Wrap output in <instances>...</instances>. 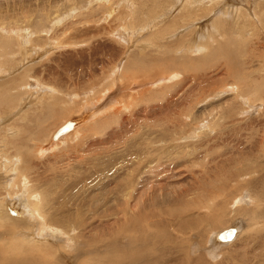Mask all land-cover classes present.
Returning <instances> with one entry per match:
<instances>
[{
  "label": "rangeland",
  "instance_id": "obj_1",
  "mask_svg": "<svg viewBox=\"0 0 264 264\" xmlns=\"http://www.w3.org/2000/svg\"><path fill=\"white\" fill-rule=\"evenodd\" d=\"M94 1L0 0V84L15 83L11 94L0 92V264H264V204L245 220L241 213L254 208L239 194L264 191V0H172V10L159 0L164 5L144 22L131 0ZM236 6L252 20L236 25ZM153 18L166 27L158 39ZM9 25L16 34L5 35ZM167 71L179 75L166 81ZM234 82L245 87L239 98ZM127 83L137 86L123 91ZM254 83L262 93L254 94ZM85 97L105 101L103 113L48 147ZM225 169L249 175L226 182L225 192L211 187L215 197L195 205ZM36 191L41 209L19 204L22 192ZM7 202L21 207L16 218ZM241 217L240 237L218 246L211 230ZM134 235L136 250L122 255L119 245Z\"/></svg>",
  "mask_w": 264,
  "mask_h": 264
},
{
  "label": "bare ground",
  "instance_id": "obj_2",
  "mask_svg": "<svg viewBox=\"0 0 264 264\" xmlns=\"http://www.w3.org/2000/svg\"><path fill=\"white\" fill-rule=\"evenodd\" d=\"M94 0H89V5L90 4H92V3H95V1L93 2ZM132 1V3H133V5H134V10H136L137 11V9H135V8H141L142 7V10L140 11V12H142V13H139V14H141L140 16L142 17V18H140V19H142V21L141 20H139V21H141V22H144L145 21V19H147V18H152V16H154L155 14L154 13H152V11H156L157 10V7H158V9H159V7H162L164 4L163 3H161L162 1L164 2V0H162L161 2L159 1V0H155V2L154 3H152L153 1H151V3H152V5H150L149 3H147L146 1H149V0H131ZM166 1V5H167V2H168V4H169V8H168V10H170L171 9V7H173L174 5H175V3H174V1H173V3H172V0H165ZM9 2V1H8ZM100 2H103V1H100ZM146 2V3H145ZM189 2V1H188ZM193 2V1H192ZM191 2V3H192ZM195 2V1H194ZM231 2V1H230ZM6 3H7V0H6ZM98 3V2H97ZM229 3V2H228ZM163 4V5H162ZM102 5H104V4H102ZM162 5V6H161ZM184 5V4H183ZM194 5V4H193ZM206 5V4H205ZM209 5V4H208ZM145 6H147V7H145ZM210 6V5H209ZM230 6V5H229ZM177 7H178V5H177ZM180 7V6H179ZM212 7V6H211ZM145 8V9H144ZM75 9H76V7H75ZM173 9V8H172ZM171 9V10H172ZM229 9V8H228ZM233 9H234V7H233ZM43 10V9H42ZM140 10V9H139ZM120 11V10H119ZM162 11V10H161ZM219 11V10H218ZM56 12V11H55ZM124 12V11H123ZM163 12V11H162ZM190 13H191V11H189ZM188 11H187V13H189ZM234 12V11H233ZM236 12L238 13V15H237V22H236V25H238V24H245V22H246V19L247 18H249L250 20H252V17L251 16H247V14L249 13H247L242 7H238V6H236L235 7V14H236ZM132 13V12H131ZM135 13V12H134ZM133 13V15H131V14H127L128 16H130V17H133V16H135V14ZM156 13H157V11H156ZM160 13V12H159ZM189 13V14H190ZM212 13V12H211ZM226 13H227V11H226ZM225 12L223 13L222 12V14H226ZM51 14V13H50ZM154 14V15H153ZM184 14V13H183ZM198 14V13H197ZM228 14V13H227ZM251 14V13H250ZM112 15V14H111ZM161 15V14H160ZM177 15V14H176ZM187 16H188V14H186ZM185 15V16H186ZM193 14H191V16H192ZM110 16V15H109ZM162 16H164V14L162 15ZM190 16V17H191ZM227 16V15H226ZM225 16V17H226ZM230 16V15H229ZM157 17V16H156ZM177 17H179V16H177ZM189 17V16H188ZM188 17H186V18H188ZM194 17V16H193ZM193 17H192V20H193ZM245 17H247V18H245ZM105 18V17H104ZM112 18V17H111ZM157 18H159V17H157ZM157 18H155V19H157ZM244 18H245V21H244ZM106 19H109L110 20V18L109 17H107ZM105 19V20H106ZM132 19V18H131ZM175 19V18H174ZM229 19V18H228ZM138 20V19H137ZM178 20V19H177ZM176 21V20H175ZM189 21V20H188ZM202 21V20H201ZM244 21V22H243ZM132 22H136V21H132ZM191 22V21H190ZM200 22V21H199ZM178 23V22H177ZM79 24V23H78ZM134 24V23H133ZM22 25H24L25 26V24H22ZM196 25V24H195ZM1 26H3V25H0V32H1V30L2 31H4L3 29H2V27ZM49 26V25H48ZM161 26V23H160V21L159 20H154V18H153V21H152V36L155 38V39H158L159 38V36L161 35L160 33L162 32V30H164L165 31V28L166 27H160ZM228 26V25H227ZM27 27H30V26H27ZM153 27H155V29L153 28ZM197 27V26H196ZM222 27H224V24H222ZM9 29V31H8V33L7 34H5V35H10V32L12 33L13 32V30L11 29L12 28V26H10L9 25V27H7L6 26V29ZM34 28V27H33ZM176 28V27H175ZM4 29H5V27H4ZM174 29V28H173ZM172 29V30H173ZM192 29V28H191ZM227 29V28H226ZM20 30V29H19ZM25 30V29H24ZM35 30V29H34ZM37 30H39V29H37ZM228 30V29H227ZM16 31H18V30H16ZM33 31V30H32ZM40 31V30H39ZM231 30H229V32H230ZM22 32V31H21ZM121 32V31H120ZM173 32V31H172ZM228 32V33H229ZM232 32V31H231ZM13 33H15L16 34V32L14 31ZM123 33V32H122ZM29 37H32V34H30L29 36L28 35H26L25 37H23V42L24 43H27V42H29L30 40H28L29 39ZM34 37V36H33ZM121 37H123L124 38V35L122 36L121 35ZM161 37V36H160ZM21 38V37H20ZM185 39H187V38H185ZM9 40V39H8ZM188 40V39H187ZM33 41V40H32ZM49 41H50V39H49ZM48 41V42H49ZM16 43V42H15ZM14 44V43H13ZM12 44V45H13ZM16 44H18V42L16 43ZM55 44V43H54ZM152 44L153 45H155V44H158V42H156V41H154V39H153V42H152ZM11 45V46H12ZM20 45V44H19ZM22 46V45H21ZM207 46V45H206ZM27 47V46H26ZM196 47V46H195ZM194 47V48H195ZM199 47V46H198ZM198 47H196L197 48V50H199L200 48H198ZM13 48V47H12ZM18 48V47H17ZM165 48V47H164ZM173 48V47H172ZM20 49H22V48H20ZM24 49V48H23ZM14 50V49H13ZM155 50V49H154ZM173 50V49H172ZM194 49H190V52L191 51H193ZM160 51V50H159ZM22 52V51H21ZM143 52V51H142ZM144 53V52H143ZM0 54H2L1 55V57H3V53H0ZM19 55H21V54H19ZM158 55V54H157ZM142 56H145V55H143L142 54ZM141 55L139 56V57H142ZM12 57V56H11ZM146 57V56H145ZM4 58V57H3ZM2 58V59H3ZM130 59H131V57H129ZM1 59V60H2ZM130 59H129V61L128 62H126L125 64H126V66H127V68H128V66H129V63H130ZM0 60V63H2V61ZM170 60V59H169ZM171 61V60H170ZM172 62H174V60L173 61H171V63ZM117 63V62H116ZM119 63V62H118ZM166 63H168V62H166ZM134 64H135V66H142L143 64H144V62L143 61H141V59L140 58H138V59H135V61H134ZM119 65V64H118ZM117 65V66H118ZM164 65H165V63H164ZM125 66V65H124ZM119 68V70H120V66L118 67ZM6 69V68H5ZM115 70V69H114ZM107 71V70H106ZM125 71V70H124ZM122 72L121 73V77H127L128 76V74H125V72ZM167 72H170L168 75H166V77H164L163 79H166V81L167 80H170L171 78H175V76H178L179 75V73L178 72H175V71H167ZM106 75L105 76H109L110 74H108V71H107V73H105ZM113 74H114V76L116 75L114 72H113ZM159 74V73H158ZM235 74V73H234ZM247 75H248V73H247ZM111 76V75H110ZM113 76V77H114ZM117 76V75H116ZM154 76V75H153ZM153 76H151L152 78L151 79H153L154 77ZM112 77V76H111ZM110 77V78H111ZM237 77H241V76H238V75H236L235 76V78H237ZM244 77H246V75H244ZM109 78V77H108ZM107 78V79H108ZM129 78V77H128ZM150 78V77H149ZM148 78V79H149ZM106 79V78H105ZM114 79V78H113ZM117 80H119L120 82L122 81L121 79H117ZM111 81H112V78H111ZM118 81V82H119ZM158 81H160L159 83H157ZM144 82H146V81H144V79L142 78V79H140L139 78V81L137 82L138 84H140V85H142ZM17 83V82H16ZM40 83V82H39ZM117 83V82H116ZM152 83L153 84H155V83H157V84H160V83H162V80L160 79V78H154V81H152ZM15 83H14V81H13V83H11V84H0V92H1V94H3V96L5 95V94H11L12 93V91L13 90H11L12 88H13V86H15L14 85ZM33 84H37V83H33ZM113 84V83H112ZM115 84V83H114ZM113 84V85H114ZM118 84V83H117ZM156 84V85H157ZM255 84V87H254V94H260V93H262V86H260V85H258V84H256V83H254ZM119 85H121V84H119ZM125 84H123V86H124ZM131 84H128L127 83V85L126 86H124V87H126V88H124V89H122L123 91H125L126 89H131V88H133V86L134 85H136V84H134L132 87L130 86ZM37 86V85H36ZM39 86V85H38ZM38 86H37V89H38ZM93 86V85H92ZM92 86L91 85H89L88 87H90V88H92ZM122 86V85H121ZM137 86V85H136ZM40 87H43V86H40ZM231 88H232V90L236 93V92H241V94L243 93V91H244V88L245 87H243L242 88V86L240 85L239 86V82H234V84H232L231 85ZM44 89V88H43ZM46 89V88H45ZM49 89V88H48ZM99 89H101V88H99ZM108 89H110V88H105V92L107 93V91H109ZM94 89L92 88V91H93ZM102 90V89H101ZM104 90V89H103ZM120 90V89H119ZM98 91V90H97ZM127 91V90H126ZM226 91H229V89L228 90H226ZM111 92V91H110ZM84 93V92H83ZM87 93V92H86ZM90 93V92H89ZM103 94V93H102ZM108 94H110V93H108ZM234 94V93H233ZM71 95V94H70ZM70 95L68 96H66V97H68L69 98V100H67V101H70ZM237 95V96H236ZM236 95L234 94V96H236L237 98H239V95L236 93ZM99 96V95H98ZM103 96V95H102ZM9 97L10 96H6L5 97V99H9ZM74 97H78V96H74ZM88 97V96H87ZM107 97V96H106ZM235 97V98H236ZM10 98H12V97H10ZM14 98V97H13ZM51 98H55V95H53ZM79 98V97H78ZM231 98H233V97H231ZM75 99V98H74ZM85 101L84 102H80V107L78 108V106H77V109L75 110L76 112H77V114L79 113V116L78 117H76V118H74L73 116H72V118H66L65 117V119L63 120L64 121V123L65 122H67V121H70V124H71V126L67 129V130H64L63 131V133H60V134H57V135H54V133H55V131L58 129H56L54 132H52L51 133V140H49L50 142L48 143V147H56V145H58L56 142H59L60 140H61V138H62V140H64L63 139V137L65 138L66 137V135H68L69 134V136L70 135H74L75 133H78L79 134V129H81V127L84 125V124H86L84 121H86L87 120V122L89 123L92 119H93V116H95V117H97L98 116V114H102L103 113V111H104V109L106 108L105 106L106 105H104V102L105 101H102V102H95V101H92L91 99L89 100V99H87L86 97H85ZM100 100H101V98H99ZM234 99V98H233ZM59 100H60V98H59ZM58 100V101H59ZM76 100V99H75ZM104 100V99H103ZM241 100H243V99H241ZM9 101H11V100H9ZM8 101V102H9ZM53 101V100H52ZM61 101V100H60ZM116 100H112L111 102H115ZM230 101V100H229ZM231 101H232V99H231ZM7 102V101H6ZM12 102V101H11ZM56 99H54V102H51L50 104H48L47 105V107L50 109L53 105H56ZM64 103V102H63ZM62 103V104H63ZM70 103V102H69ZM116 103V102H115ZM10 104V103H9ZM108 104V103H107ZM110 104H112V103H110ZM118 104V103H117ZM124 104H126V103H124ZM100 105V106H99ZM100 108H99V107ZM119 106V105H118ZM46 107V108H47ZM53 108V107H52ZM108 108V107H107ZM115 108V109H114ZM114 108H112V109H114V111L116 112V110H117V112H118V107L117 106H114ZM99 109V110H98ZM97 110V113L95 114V111ZM51 111H53V110H51ZM107 111V110H106ZM75 112V113H76ZM73 115V114H72ZM114 115V114H113ZM57 117V116H56ZM55 118V117H54ZM53 118V119H54ZM47 119V118H46ZM52 119V120H53ZM95 119V118H94ZM44 120V119H43ZM48 120V119H47ZM43 122V121H42ZM44 122H45V120H44ZM84 122V123H83ZM39 123V122H38ZM83 123V124H82ZM91 123V122H90ZM82 124V125H81ZM63 125V124H62ZM79 126H81V127H79ZM171 132V131H170ZM187 132H192V133H194L195 132V130H194V128L193 127H190L187 131H186V133ZM169 133V132H168ZM77 135V134H76ZM75 135V136H76ZM185 135V134H184ZM185 138V137H184ZM60 141V142H63V141ZM59 142V143H60ZM56 143V144H55ZM152 145H153V142L151 143ZM172 144H174L173 142H172ZM171 145V144H170ZM169 145V146H170ZM156 146V145H155ZM168 146V147H169ZM177 146V145H176ZM47 147V148H48ZM172 147V146H171ZM47 148H41V150L40 151H42V152H44V151H46L47 150ZM170 148V147H169ZM141 156V155H140ZM146 156V155H145ZM144 156V157H145ZM17 157V156H16ZM19 157V156H18ZM17 157V158H18ZM140 158V157H139ZM29 159L30 158H28V161H29ZM20 161H23V160H21V157H19V160H18V162H17V166H18V168H19V164L21 165L22 163H20ZM140 162L139 163H141L142 164V161L141 160H139ZM31 162V161H30ZM161 163V162H160ZM159 166V165H158ZM28 167V166H27ZM148 167V166H147ZM160 167H161V165H160ZM160 167H159V169H160ZM163 167V166H162ZM149 168V167H148ZM224 168V167H223ZM6 169V168H5ZM20 169V168H19ZM158 169V170H159ZM220 169V168H219ZM144 171V170H143ZM220 171H221V169H220ZM219 171V172H220ZM225 171H227V173L226 172H224V170L222 171V172H224L225 174H227L228 175V169L226 170L225 169ZM12 173H14L15 175H18L19 174V172H17V168L15 169V170H13V171H11ZM10 172V173H11ZM151 172V171H150ZM218 172V173H219ZM234 175H232V176H229L230 175V172H229V175L228 176H223V173H222V175H218V174H216V178H218L217 179V182L215 183V180H210V182H209V184H206L207 186V190H206V193L204 194V195H202V196H200L199 198H197V200L196 201H198V202H196L195 203V205L197 204V205H200V199L201 198H206V197H208V196H214L215 197V194H214V192H212L211 193V191H209V189L211 188V187H213L214 188V191L217 193V188H218V190H220V191H224L225 192V189H226V186L224 185V184H226V182H229V180H231L232 181V179L234 180V179H236L237 178V176H242V178H240V177H238L237 178V180L236 181H238V180H243V179H245L243 176L244 175H249V174H243V175H237L238 174V172H236L235 170H234ZM11 173V174H12ZM233 173V172H232ZM6 175H7V173H5ZM224 174V175H225ZM7 179V178H6ZM19 179L21 180V182H25V177H22V176H19ZM15 180H16V178L15 179H13V177L10 179V181H9V185H11V184H13V183H15ZM224 182V183H223ZM24 184V183H23ZM26 184V183H25ZM24 184V185H25ZM232 184V183H231ZM232 185H234V184H232ZM239 185V184H238ZM249 187V186H248ZM238 188V187H237ZM243 188H246V187H243ZM250 188V187H249ZM252 189H246V190H243L242 192L240 191V193L239 194H245L246 193V198H247V201H248V203L250 202L251 203V206L254 208L253 210L252 209H250L249 207H247L248 209L247 210H245V212L244 213H241L243 216H244V219L246 220V218L248 219V217H250V218H256V215H255V213H256V209H258V210H260V207H262L261 206V203L262 204H264V200H262L261 199V197L264 199V191H262L261 189H260V191H258V192H254L255 193V195L256 196H254L253 194H252V191H251ZM25 192V191H24ZM24 192H22L20 195L21 196H19V204H23V207H25V208H29V209H33V207H35L36 208V211H38L39 209H41L39 206H38V204L41 202V200L42 199H44V195H43V198H42V194H38V191H36L37 192V195H34V192H33V194H31L30 192H28V193H24ZM24 193V194H23ZM235 194V193H234ZM237 194H238V192H237ZM236 194V195H237ZM236 195H234V196H236ZM234 196H232V197H234ZM255 198H254V197ZM34 197V198H33ZM213 197V198H214ZM243 197H245V196H242V198ZM4 198V197H3ZM223 198H226L225 199V201H226V205L228 206V204L229 203H231L230 202V200H231V198H230V200L228 201L227 199V197L226 196H224ZM223 198H221V200H218L217 201V203L216 202H213L212 204H215L216 205V208L217 207H219V206H222V207H224V199ZM235 198V197H234ZM233 198V199H234ZM246 198H243L245 201H246ZM233 199H232V201H233ZM4 201V200H3ZM247 201H246V204H247ZM5 202L6 201H4V205H5ZM240 201H238V199H235V202H234V204H238ZM12 205H10L8 202L6 203V207L8 208V211H9V214L11 215V216H13V215H15V218L17 217V215L19 214V211H20V206L18 207V205L16 204V205H14L13 204V202L11 203ZM239 204H241V203H239ZM225 205V206H226ZM241 205H243V204H241ZM241 205H239L240 206V208L242 207ZM234 206V205H233ZM264 206V205H263ZM256 207V208H255ZM207 208H209V207H207ZM245 208V207H244ZM43 209V208H42ZM219 209V208H218ZM234 209V208H233ZM22 210V209H21ZM24 210V209H23ZM26 210V209H25ZM24 210V211H25ZM35 210V209H34ZM31 211V214H32V217L31 218H33L34 219V217L35 218H39L40 219V217L37 215L36 216V211ZM235 211V210H234ZM40 213V212H39ZM44 214V213H43ZM246 214H247V216H246ZM10 216V217H11ZM21 216V215H20ZM29 216V215H28ZM19 217V216H18ZM143 217V213H141L140 214V218H142ZM205 217V216H204ZM11 218H14V216L13 217H11ZM145 218V216L142 218V219H144ZM193 218V217H192ZM197 218V217H196ZM205 219V218H204ZM244 219H243V217H241L240 219H237V220H242V221H240V222H235V220H234V224H233V226H234V228H235V232H234V234H233V238L232 239H225L224 237H221L220 235H219V232L221 231V230H223V229H227V228H229V227H232L231 225V223L228 225V226H225V227H223V228H220L221 230H218V231H212L211 230V232H210V234H212L213 235V238H214V235L216 236V241L219 243V245L218 246H220L221 244L223 245L224 244V242H230V241H232V240H234V238L236 237V238H238V236H239V234L242 232V230L241 231H239L238 229H242V227H241V225H242V223H243V221H244ZM12 220H15L16 221V219H11V221ZM38 220V219H37ZM250 220V219H249ZM251 220H253V219H251ZM26 221V220H25ZM41 221V220H40ZM39 221V222H40ZM9 222H10V220H9ZM43 223V222H42ZM199 223V222H198ZM244 223H245V221H244ZM44 224V223H43ZM201 224V223H200ZM248 224V223H247ZM247 224H246V226H247ZM27 225V224H26ZM29 225V224H28ZM50 225V224H49ZM249 225V224H248ZM31 224H30V227H28V228H31ZM45 226H46V224H45ZM52 226H53V224H52ZM68 226V225H67ZM240 226V227H239ZM245 226V227H246ZM16 227V226H15ZM14 227V228H15ZM40 227H41V224H40ZM50 227V226H49ZM58 227V226H57ZM56 227V228H57ZM128 227V226H127ZM211 227V226H210ZM13 228V227H12ZM32 228H33V226H32ZM54 228H55V226H54ZM60 228V227H59ZM68 229H69V226L67 227ZM124 229L126 228V226L125 227H123ZM233 228V227H232ZM51 229V228H50ZM78 229V228H77ZM210 229V228H209ZM16 230V229H15ZM29 230V229H28ZM45 230V229H44ZM43 230V231H44ZM46 230H48V229H46ZM57 230H59V229H57ZM61 230V229H60ZM63 230V229H62ZM73 230V229H72ZM31 231V230H30ZM33 231V230H32ZM34 231H35V229H34ZM56 231V230H55ZM70 231V230H69ZM127 231V230H126ZM47 232V231H46ZM64 232H68V231H64ZM39 233H40V231H39ZM43 233V232H42ZM41 233V234H42ZM69 233V232H68ZM71 233V232H70ZM20 234V233H19ZM50 234V233H49ZM59 234V233H58ZM63 234V233H62ZM65 234H67V233H65ZM78 234V233H77ZM27 235V234H26ZM36 234H34V236H35ZM44 235H46L47 236V233L46 234H44ZM60 235V234H59ZM76 235V234H75ZM75 235H72V236H75ZM20 236H21V234H20ZM22 236H23V234H22ZM28 236V235H27ZM54 236V235H53ZM53 236L51 237V238H53ZM65 236V235H64ZM45 237V236H44ZM76 237V236H75ZM123 237V236H122ZM121 237V238H122ZM125 237V236H124ZM130 237V236H129ZM240 237V236H239ZM35 239H33V240H37L36 239V237H34ZM49 238V237H48ZM70 238V237H69ZM77 238V237H76ZM218 238H219V240H218ZM32 239V238H31ZM61 239V238H60ZM78 239V238H77ZM123 239V238H122ZM139 238H138V236L136 237L135 235L134 236H131L130 238H127L126 240H122V242H121V244L119 245V246H121V249L123 250V252L124 253H122V251H121V253H122V255L124 254V256H126V254H130V253H132V249H133V253H134V251L136 250V248L134 249V244H136V243H139V240H138ZM142 239V238H141ZM145 239V238H144ZM47 240H49V239H47ZM147 240V239H146ZM151 240V239H150ZM210 240V239H209ZM50 241V240H49ZM65 241V240H64ZM220 241H222V242H220ZM30 242V241H29ZM40 242V241H39ZM66 242V241H65ZM68 242V241H67ZM118 242V241H117ZM150 242V241H149ZM154 242V241H153ZM217 242H215V243H217ZM31 243V242H30ZM48 243V242H47ZM69 243V242H68ZM152 243V242H151ZM63 244V243H62ZM70 244H72V243H70ZM69 244V245H70ZM74 244V243H73ZM152 245V244H151ZM25 246V245H24ZM134 246V247H133ZM150 246V245H149ZM120 248V247H119ZM119 248H117V250H114V251H118V249ZM153 249V248H152ZM120 250V249H119ZM92 252V251H91ZM213 254V253H212ZM123 256V257H124ZM212 256V255H211ZM214 256V255H213ZM95 259V258H94ZM97 260V259H96ZM90 264V263H89ZM93 264V263H92Z\"/></svg>",
  "mask_w": 264,
  "mask_h": 264
},
{
  "label": "water",
  "instance_id": "obj_3",
  "mask_svg": "<svg viewBox=\"0 0 264 264\" xmlns=\"http://www.w3.org/2000/svg\"><path fill=\"white\" fill-rule=\"evenodd\" d=\"M71 126L70 121H67L65 123H63V125H61L54 133V135L63 133L64 130H67L69 127ZM235 232V228L233 227H229L227 229H223L219 232V235L221 237H224L225 239H232L233 238V234Z\"/></svg>",
  "mask_w": 264,
  "mask_h": 264
}]
</instances>
